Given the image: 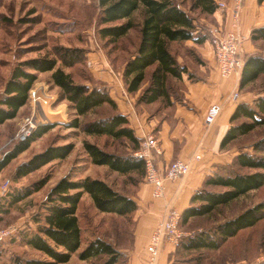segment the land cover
<instances>
[{"label": "trees", "instance_id": "1", "mask_svg": "<svg viewBox=\"0 0 264 264\" xmlns=\"http://www.w3.org/2000/svg\"><path fill=\"white\" fill-rule=\"evenodd\" d=\"M261 3L264 0H257ZM99 7L98 30L101 38L116 41L125 36L133 27L132 14L143 8V19L139 25V39L135 51L126 60L122 80L128 93L137 94L136 105H150L159 102L164 107L173 105L179 99V80L183 74L194 80L195 75L186 64L178 62L179 55L200 62L193 48L184 45L186 41L202 44L209 38L204 19L218 8L215 0H97ZM122 23H116L120 20ZM250 40L253 43L264 40V25L252 28ZM174 45H181V53L172 51ZM55 54L61 61L48 56L33 57L18 62L11 70L0 94V125L16 117L19 109L28 103L29 90L38 79V74L50 72L49 82L59 89L58 100L67 103L73 117L66 127L78 128L87 135L107 136L125 139L132 153H115L101 149L95 143L83 140L82 146L91 162L107 166L110 171L129 176L132 183L144 177V160L135 156L141 140L134 134L127 117L118 111L115 101L104 86H88L74 81L62 67L73 68L84 59L80 48L56 46ZM264 77V55L251 53L245 56L240 72L239 86ZM109 108V112L97 119L83 122L81 117L93 110ZM230 126L220 142V148L229 145L264 125V88L261 95L251 102L237 104L230 119ZM53 124L38 125L24 142H16L11 150L0 158V173L30 144L53 128ZM252 151L239 148L231 163L218 165L207 175L202 187L190 199V205L181 213V224L190 219L207 215L217 207L257 190L264 185V138L255 141ZM73 143L49 145L19 163L13 173L15 180L37 171L56 159L66 158L73 150ZM250 170V171H243ZM46 179L14 189L0 196V214L7 213L13 205L33 192L40 190ZM87 194L94 207L102 213L117 216H132L138 205L130 194L122 193L106 181L86 176L73 179L60 178L47 192L43 203L44 213L35 214V230L21 234L23 243L43 253L46 258L15 257L14 264H60L67 262L71 254L81 246V228L77 209L82 197ZM264 218V202H260L235 217L219 224L213 234L204 231L180 238L177 245L185 250L217 249L239 231L254 226ZM180 224V225H181ZM80 260L100 258L99 264H126L127 255L109 240L97 237L90 240L79 252ZM264 264V263H262Z\"/></svg>", "mask_w": 264, "mask_h": 264}, {"label": "rangeland", "instance_id": "2", "mask_svg": "<svg viewBox=\"0 0 264 264\" xmlns=\"http://www.w3.org/2000/svg\"><path fill=\"white\" fill-rule=\"evenodd\" d=\"M98 14L97 0H0V94L12 68L20 61L46 55L57 59V65L61 66V61L54 52L56 46L84 50V59L81 63L73 68L62 67L71 74L75 82L84 83L88 86H105L109 89L108 83L102 80V76L110 74L120 77L122 75L126 60L130 58L137 46L139 25L143 19V8L139 7L132 14L133 27L125 36L116 41H110L99 36L97 33L99 28ZM125 21L124 19L116 23ZM255 47L254 53L264 55V40L255 43ZM182 49L183 46L181 45L172 47V51L175 53H181ZM119 73L121 74L119 75ZM50 74V72H44L38 76L36 81L40 83V87L49 96L47 104L35 106L33 117L37 125L56 120L68 123L73 117L67 103L58 100L59 89L50 84ZM247 88L245 91H250L251 97L258 93L261 94L264 88V77H260ZM157 107L158 104L149 108L152 112ZM31 112L32 108L27 105L20 115L24 117ZM108 112L109 108L107 107L93 110L81 117V120L85 122L97 119ZM19 120L0 125V158L4 153L11 150L16 143L15 134L21 121ZM262 138H264V125L239 138L233 147L237 150L241 148L252 151L251 145ZM83 140L95 143L105 151L132 153L130 145L125 139L118 140L107 136L86 135L79 129L66 127L59 123L55 124L40 138L34 140L27 151L13 159L2 171L0 184L5 180L9 181L8 191L4 194L6 195L14 189H22L38 180L46 179V177L48 180L40 190L33 192L10 207L7 213L0 214V230L13 229V234L9 238L0 241V264H14L13 259L18 256L46 258L40 251L27 247L21 239V234L23 231L36 229L37 224L33 221V216L44 213L43 203L47 192L62 176L69 174L70 177L74 178L84 174L101 178L114 189L130 195L136 192L140 183H146L144 177L137 183H132L127 175L110 171L105 166L92 164L83 150ZM66 143H73L74 145L67 158L50 162L37 171L17 180L13 178L16 166L27 160L32 154L44 150L49 145ZM258 154L264 155V152ZM0 196H2L1 192ZM260 202H264V185L257 190L249 191L226 205L217 207L207 215L192 218L185 224L182 223L180 228L184 232V241L187 237L202 231L213 234L219 224ZM77 215L81 228V246L71 254L67 262L60 264H99L100 258L80 260L78 257L79 252L86 244L97 237L109 240L126 255L131 251L133 215L121 217L99 212L88 195L82 197ZM175 245L170 264H237L241 262L262 264L264 263V218L254 226L239 231L217 249L185 250L181 246L182 244ZM126 264H128V256Z\"/></svg>", "mask_w": 264, "mask_h": 264}, {"label": "crops", "instance_id": "3", "mask_svg": "<svg viewBox=\"0 0 264 264\" xmlns=\"http://www.w3.org/2000/svg\"><path fill=\"white\" fill-rule=\"evenodd\" d=\"M217 1L224 2L226 7L217 8L213 14L203 20L205 24L220 26L224 31H236L242 36L241 49L244 58L254 53L256 47L250 40V33L252 28L264 25V1L258 3L257 0H245L237 11V28L233 26L234 4L230 0H215ZM184 45L194 49L200 62H195L183 55L178 56V62L186 64L189 71L195 75V79L192 81L188 79L187 74H183L182 79L179 80L180 86L177 93L180 100L171 98L174 102L172 106L164 107L159 102L136 105L138 93L132 94L126 91L121 73H119L120 77L110 74L102 76V80L108 83L109 94L115 101L118 111L127 117L135 136L141 141L148 136L155 138L160 150V154L155 155V165L158 169L175 159H187L191 164V170L187 175L175 182H165L162 198H152L151 184L143 182L140 183L136 192L131 194V198L136 201L138 207L133 213L132 248L127 255L128 264H147L145 247L155 225L164 218L167 209L173 207L182 213L190 205L192 195L202 187L205 177L211 175L218 165L231 163L237 154V149L233 145L224 149L220 148L221 139L230 126L229 119L239 102H251L261 95L258 93L251 97L250 91H245L253 82L240 88V73L229 77H222L219 74L209 40L199 45L186 41ZM43 73H39L38 76ZM236 91L239 97L234 102L229 98ZM212 103H220L222 110L214 123L206 125L204 115ZM157 104V109L151 112L149 107ZM27 105L28 103L21 107L16 117L8 122L19 120L22 110ZM52 122L49 124L54 126L58 123L66 124L62 120ZM195 155H199V158L195 159ZM88 159L90 160L89 157ZM65 176L70 175L62 177ZM86 176L88 175L83 174L80 177L71 178L81 179ZM175 247L176 245H164L156 264H170Z\"/></svg>", "mask_w": 264, "mask_h": 264}, {"label": "built area", "instance_id": "4", "mask_svg": "<svg viewBox=\"0 0 264 264\" xmlns=\"http://www.w3.org/2000/svg\"><path fill=\"white\" fill-rule=\"evenodd\" d=\"M234 4V23L237 26V11L245 0H230ZM218 8H225L226 4L221 1L216 2ZM237 28V27H236ZM209 42L213 47L214 59L219 74L222 77L238 75L244 65L245 58L242 54V36L236 31H224L222 27L212 25L208 27ZM48 94L39 83H36L29 90L28 106L32 108L29 115L22 117L19 122L17 132L15 134V142L26 141L33 131L38 126L34 121V109L38 104L48 103ZM238 92H234L230 96L231 101H237ZM222 110L220 103H212L209 105L205 115L204 123L211 125L219 116ZM135 156L144 160L145 173L144 180L151 184V196L154 199H160L164 196L165 182H175L187 175L191 170L190 161L187 159H175L162 168H157L155 165V155L160 154V150L153 136H148L140 142V147L135 151ZM195 159L199 155L194 156ZM9 188V181L5 180L0 184L1 194H5ZM181 212L173 207H169L163 219H161L154 227L148 243L146 252L148 253V264H156L160 250L166 244L175 245L180 238L184 236V232L180 228ZM13 234V229L5 228L0 230V241L9 238ZM237 264H247L241 262Z\"/></svg>", "mask_w": 264, "mask_h": 264}]
</instances>
